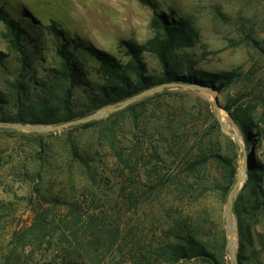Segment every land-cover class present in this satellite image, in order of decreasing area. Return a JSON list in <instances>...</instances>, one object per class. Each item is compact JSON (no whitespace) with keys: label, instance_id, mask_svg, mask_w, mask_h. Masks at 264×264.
<instances>
[{"label":"rangeland","instance_id":"1","mask_svg":"<svg viewBox=\"0 0 264 264\" xmlns=\"http://www.w3.org/2000/svg\"><path fill=\"white\" fill-rule=\"evenodd\" d=\"M150 2L152 6L137 0H0V8L19 23L24 37L22 55L10 46L7 31L0 22V53L3 55L0 61V120L15 119L12 124H31L17 122L15 117L32 108L43 112L42 118L47 112H59L57 117L61 119L66 109L75 119L90 116L97 111L91 110L99 99L100 88L108 84L86 48L93 46L111 54L136 83L134 65L130 64L121 42L143 45L154 39L159 33L153 22L154 14H169L175 20L184 21L182 38L169 56L167 70L173 81L160 84L159 79L166 69L153 53L143 52L140 61L144 76L152 78L155 85L137 94L163 84L204 86L186 79L176 81V78L234 75L232 81L218 86L216 91L220 111L227 115L226 124L221 122V125L228 138L227 157L235 169L229 192L245 166L241 188L234 195L230 209L235 224L236 264L238 258L241 264H264V0ZM52 28L58 30V38L52 34ZM66 41L71 43L68 50L80 67L82 78L73 84L65 108L58 98L69 84L60 81L58 76V47ZM55 79L60 85L62 82V86L47 89L45 95L41 85L51 84ZM179 96L185 97L184 106L187 107L194 99H200L214 114L211 92L197 87H164L129 104L122 109H126L122 114L113 116L114 112L100 117L90 127L74 129L73 126L43 133L0 129V264H70L69 258L76 255L81 258L79 264H165L161 262L163 256H151L173 250L160 247L164 245L160 241L170 245L185 244V241L183 235L178 234L180 238L170 236L169 222L161 221L159 226L148 204L142 201L147 190L145 161L151 117L156 109L164 108L162 103L180 106L176 101ZM125 100L105 107L117 106ZM224 106L249 112L253 127L248 138ZM197 108L195 104L193 111ZM103 129L113 130V134L104 132L103 135L113 136L119 150L133 154L132 181L124 182L118 176L120 168L109 141L101 136ZM249 162L256 167L252 169L251 166V176L247 170ZM90 172L97 179L113 178L110 172L115 177V185L101 184L91 188L97 191V196L106 193L115 198L117 195V202L123 205L125 198L117 193L124 187L139 197L137 208L126 212L124 207H114L107 201L102 204L96 199L90 204L89 193L84 190L90 186ZM226 198L218 211L213 207L216 216L213 223L206 224L208 236L195 237L187 246L192 255L204 251L218 264H232L227 249ZM234 205L239 215L234 213ZM90 207L115 212L113 218L123 229L122 238L126 239L125 244L106 248L103 258H95L90 250L85 251L88 243L83 223L88 220ZM39 220L52 224L44 233L43 241L20 245L21 235ZM177 252L181 254V250ZM122 255H128L131 261L123 262ZM175 264L197 263L179 260Z\"/></svg>","mask_w":264,"mask_h":264},{"label":"trees","instance_id":"2","mask_svg":"<svg viewBox=\"0 0 264 264\" xmlns=\"http://www.w3.org/2000/svg\"><path fill=\"white\" fill-rule=\"evenodd\" d=\"M137 1L143 5L152 6L150 0ZM0 22L3 23L7 31L10 46L24 55V48L21 44L24 37L19 23L16 20L10 19L3 8H0ZM153 22L159 31L154 39L143 45H135L128 41L121 42L126 50V54L130 57V64L134 65L132 70H134V76L137 78L136 83L131 80L129 75L124 73L125 67L123 69L121 64L111 54L93 46L86 48L101 72V76L107 82L106 84H108L100 88L99 99L91 111L94 112L102 107L131 98L143 89L155 85L152 78L144 76V67L140 61V55L143 52L153 53L162 68L166 69L159 79L160 84L173 81L168 75L171 73L167 70L170 68L169 56L175 45L181 40L180 38H182L186 23L182 20H175L173 16L169 14L165 15L164 13L154 14ZM51 30L52 34L58 38V30L54 28ZM69 45L71 43L66 41L58 47V56L60 58L58 76L60 77V81L69 84L67 87H64V91L61 90L62 97L59 96L58 98L65 108L69 102L73 84L77 81L79 82L82 78V71L74 61L72 53L68 50ZM2 58L3 55L0 53V61ZM207 77L208 79L176 78V81H184L186 79L218 89V86L232 81L234 75L232 73H221L211 74ZM57 80L55 79L51 84L44 83L43 86L41 85L45 95H47V89H58L62 86V82L60 85ZM185 100V97L179 96L176 99L180 104L178 107H174L169 103H162L164 108L156 109L155 114L151 117L147 141V159L145 161L147 168L145 178L147 190L145 192L146 197L142 201L148 204V208L155 216L156 223L161 226V221L165 223L169 222L170 226L168 230L170 236L180 238L178 234L183 235L182 238H184L186 245H170L165 244V241L161 240L160 243L164 245L160 247L165 249L173 248V250L168 253L163 252V254L153 253L151 256H163L161 262L165 264H175L179 260H186L187 262L193 260L197 264H218L215 258L207 255L204 251L192 255L187 246L193 243V238L195 237L208 236L209 231H207L206 224L213 223L216 216L215 209L218 211L220 205L224 203L235 177V169L226 153L228 138L223 133L220 123L211 112L209 106L204 102L202 105L200 99L197 98L187 107L184 106ZM195 104L199 108L193 111ZM130 108L128 107L127 109ZM34 109L32 108V111L30 110L26 114L25 112L17 113L15 117L17 122L49 125L75 120V116L68 109L63 113L61 119L57 117L59 112H47V115L42 118L43 112L39 113ZM223 109L245 138H248L251 127H253L249 112L246 110L234 111L229 106H224ZM125 110L112 115L122 114ZM0 121L11 123L15 122V119ZM96 123L90 121L73 128L90 127ZM104 132H108L109 134H113L114 132L112 129L105 131L103 129L101 136L109 141V148L120 168L118 176L124 179V182L128 179L132 181L131 175L133 174L135 163L133 154L130 152L125 154L119 150L115 146L113 136L108 134L103 135ZM251 166L252 164L249 162L247 166L249 176H251V173H249ZM253 168L256 167L252 166ZM92 174V172L88 174L90 186L84 188L89 193L90 197L88 200L90 204L93 205L96 199V202L101 200L102 204H105V201H107L111 204L113 203L114 207H124L126 212H129V210L134 211L137 208L140 200L139 197L135 196L133 191H127L124 187H120V192L117 193L125 198L126 202L123 205H119L117 202V195L115 198L112 195H106V193L102 196H97V191H93L91 188H98L101 184L104 186L113 185L115 177L112 172L109 173V176L113 178L107 176L97 179ZM89 210L88 220L83 223L85 232H87L85 241L88 243L85 251L90 250L95 258H103V252L106 248L125 244L126 239L122 238L123 229L113 218L116 214L115 212L110 213L109 209L97 210L91 207ZM233 210L236 215H239V209L235 205L233 206ZM51 225L50 222L39 220L38 223L34 224L26 233L21 235V240L18 243L22 246L41 243L45 236L44 233L48 232ZM178 250H181V254H178ZM126 259L131 261V257L122 255L121 260ZM80 260V256L76 255L69 258L68 262L70 264H79ZM238 264H241L239 258Z\"/></svg>","mask_w":264,"mask_h":264},{"label":"water","instance_id":"3","mask_svg":"<svg viewBox=\"0 0 264 264\" xmlns=\"http://www.w3.org/2000/svg\"><path fill=\"white\" fill-rule=\"evenodd\" d=\"M164 87H181V88H188V87H197V88H202L208 92H211L213 95V112H214V116L217 119V121L220 123L221 125V120H220V110H221V106L219 104L218 101V97H217V91L215 89V87H209V86H201V85H186V84H180V83H173V84H163L159 87H154L152 89H148L140 94H137L131 98L126 99L125 101H123L122 103H120L117 106H111V107H105V108H101L99 110H97L95 113L91 114L88 117L85 118H80V119H75V120H71V121H66L57 125H49V126H45V125H32V124H28V125H19V124H12V123H2L0 122V129H16V130H26V131H30V132H35V133H43V132H56V131H60L62 129L68 128V127H73V126H77V125H81L90 121H95L97 119H99L102 116H105L107 114H111L117 111L122 110L123 108H125L126 106H128L129 104L141 99L142 97L151 94L155 91H158ZM234 124V123H233ZM221 129L223 132L226 133L225 129L222 127L221 125ZM245 166L242 168V170L240 171V174L238 175L236 182L234 184V186L232 187L231 191L229 192V194L227 195L226 198V202L224 205V215L226 217V219H228L229 215H230V209H231V204L233 201V197L236 194L235 191L239 190L241 188V183L242 180L244 178V174H245ZM228 235V233H227ZM234 239L232 237H230L228 235V240H227V249L229 251V256H230V260L232 264H236V255H235V249H234Z\"/></svg>","mask_w":264,"mask_h":264},{"label":"bare ground","instance_id":"4","mask_svg":"<svg viewBox=\"0 0 264 264\" xmlns=\"http://www.w3.org/2000/svg\"><path fill=\"white\" fill-rule=\"evenodd\" d=\"M220 120L221 122L225 125L226 124V120H227V115L223 112L220 111ZM238 191V190H237ZM235 191V192H237ZM226 229H227V233L230 237H232L234 239L235 236V224L233 219L231 218V216L229 215L228 219H227V225H226ZM236 239V238H235ZM235 241V240H234ZM235 245V242H234Z\"/></svg>","mask_w":264,"mask_h":264}]
</instances>
